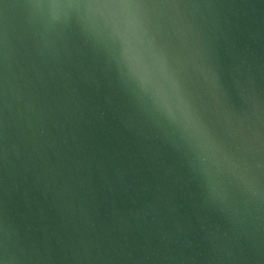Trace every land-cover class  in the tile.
I'll return each mask as SVG.
<instances>
[{"label": "water", "instance_id": "1", "mask_svg": "<svg viewBox=\"0 0 264 264\" xmlns=\"http://www.w3.org/2000/svg\"><path fill=\"white\" fill-rule=\"evenodd\" d=\"M0 264H264V0H0Z\"/></svg>", "mask_w": 264, "mask_h": 264}]
</instances>
